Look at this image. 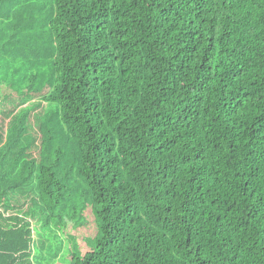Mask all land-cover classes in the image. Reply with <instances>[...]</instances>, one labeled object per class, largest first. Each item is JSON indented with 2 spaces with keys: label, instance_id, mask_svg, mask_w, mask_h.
Here are the masks:
<instances>
[{
  "label": "trees",
  "instance_id": "16d2710c",
  "mask_svg": "<svg viewBox=\"0 0 264 264\" xmlns=\"http://www.w3.org/2000/svg\"><path fill=\"white\" fill-rule=\"evenodd\" d=\"M83 199L71 264H264V0H0V264H55Z\"/></svg>",
  "mask_w": 264,
  "mask_h": 264
},
{
  "label": "rangeland",
  "instance_id": "374dc122",
  "mask_svg": "<svg viewBox=\"0 0 264 264\" xmlns=\"http://www.w3.org/2000/svg\"><path fill=\"white\" fill-rule=\"evenodd\" d=\"M36 30L37 31H35V34L32 37V44H36L37 42L44 40L46 41V43H48V45H50L51 41L47 39V35L43 31L44 30L43 27H41L40 29L36 27ZM36 62L38 63V61ZM37 63H35L31 67L30 65L28 66L27 73L29 75L33 73L37 74ZM50 77L51 74L49 72V69L45 66H41L40 77L35 87L37 89L43 90L42 92L48 91L51 84ZM54 120L56 121V116L54 117ZM57 125L59 127V124ZM59 142L60 145L63 144L64 147L66 148L67 160L69 162H72L71 164L77 165L78 158H77L76 142L74 141L73 138H71L68 134H66L62 128H60L59 130ZM70 180L72 182L71 184L76 187V191H77L76 199L77 201L80 202L86 188L82 180L77 176V166H75L72 169ZM83 201L85 202L86 209L84 213H82V211L79 208L77 209V212L73 209L75 216L73 220L72 219L69 220L70 224L68 225V232L65 236L66 239H65V248L63 250V256L61 254L62 256L61 259L58 260L55 264H71L72 255L79 254L84 256L94 251L96 248L97 239L99 236L97 221L94 218L90 203H88L86 199H83ZM70 207L66 211L67 213H69ZM66 217L67 219H69V214L66 215ZM70 237H73V240H70Z\"/></svg>",
  "mask_w": 264,
  "mask_h": 264
}]
</instances>
